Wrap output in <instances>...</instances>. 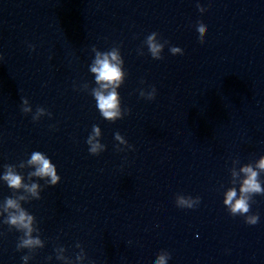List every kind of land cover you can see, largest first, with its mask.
Here are the masks:
<instances>
[{"label":"water","instance_id":"water-1","mask_svg":"<svg viewBox=\"0 0 264 264\" xmlns=\"http://www.w3.org/2000/svg\"><path fill=\"white\" fill-rule=\"evenodd\" d=\"M197 19L207 26L199 43ZM152 32L184 54L165 45L152 59L143 43ZM113 47L130 109L115 123L100 117L89 71L93 48ZM0 55V175L12 166L40 186L37 199L0 180V206L26 196L43 245L18 249L24 233L3 213L0 264H149L160 250L168 264H264V194L250 198L256 225L223 204L229 189L239 195L233 172L264 156V0H0ZM153 85L156 99L140 98ZM22 97L53 118L33 122ZM94 124L107 145L99 156L85 143ZM116 132L135 150L117 152ZM33 151L57 166L58 185L28 179ZM177 194L201 203L177 208Z\"/></svg>","mask_w":264,"mask_h":264},{"label":"clouds","instance_id":"clouds-1","mask_svg":"<svg viewBox=\"0 0 264 264\" xmlns=\"http://www.w3.org/2000/svg\"><path fill=\"white\" fill-rule=\"evenodd\" d=\"M197 11H201L203 6L195 3ZM206 25L200 22L199 19L193 23L192 28L195 33V39L199 43L202 41V34L206 30ZM144 46L147 48L148 53L154 60L163 59L162 53L165 45L169 46L171 55H183V49L178 46H171L167 40L161 41L160 35L157 32H152L147 35L143 41ZM28 48L35 51V45L29 44ZM95 57L89 65V71L95 77V83L98 87L92 90V97L95 100V107L98 110L100 117L103 120L115 123L123 119L130 113V109H123L121 103V96L119 89L125 82L126 73L124 71V59L122 57L119 47H113L108 51H99L93 48ZM138 55H144L142 51L137 50ZM51 59V57H49ZM3 56L0 55V61ZM139 96L147 101H154L157 96V89L153 85L147 93L143 90L139 91ZM20 110L24 115H31L32 121L36 122L40 117L47 116L49 119L53 118L51 111L45 107H37L35 113L26 97L21 98ZM54 127V126H52ZM102 130L99 125L94 124L91 132L89 133L85 143L88 146V152L92 156H99L107 150V145L102 143ZM114 148L117 152L134 151L133 145L129 144L128 140L121 135L120 132L114 134ZM27 165L34 168V171L28 174V179L33 177L47 180L50 186H56L61 181V176L58 174L57 166L52 162L51 158L40 151H33L27 161ZM21 164V167H24ZM264 172V156H261L255 165H245L239 169V172H233V176L240 177L239 180V195L236 188L229 189L224 194L223 204L229 215L236 217H243L247 225H256L260 221V215L251 214L250 212V198L255 194H264V187L259 181V175ZM0 180H3L11 189H23L33 198H39L40 186L38 183H25L24 177L16 172L12 166H6L3 175H0ZM26 196H19L16 199L6 198L3 205L0 206V215L7 213L6 223L16 227L18 230L23 231L24 238L18 245L19 248H33L42 247V241L39 238H33V216L30 215L22 206L20 201L26 200ZM175 206L181 209H195L201 203L199 196L193 197L192 195L177 194L174 198ZM79 247V245H78ZM62 251V250H61ZM58 259H64L62 256ZM83 252L77 256V260H83ZM25 264L28 260L27 256L22 257ZM171 260V254L166 250H160L149 264H168Z\"/></svg>","mask_w":264,"mask_h":264}]
</instances>
